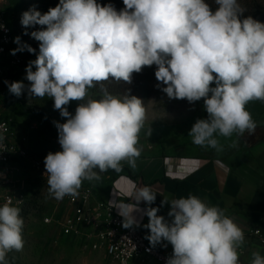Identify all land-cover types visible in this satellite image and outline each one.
I'll return each mask as SVG.
<instances>
[{
  "label": "clouds",
  "instance_id": "1",
  "mask_svg": "<svg viewBox=\"0 0 264 264\" xmlns=\"http://www.w3.org/2000/svg\"><path fill=\"white\" fill-rule=\"evenodd\" d=\"M214 3L215 9L206 0H123L124 7L117 10L98 0H59L43 14L35 7L22 13L24 28L40 26L30 34L39 42V52L26 67L27 85L5 83L16 97L27 92L29 98H51L54 110L66 118L53 122L62 150L44 159L52 198L75 197L85 180L120 171L125 162L137 167L147 118L143 100L128 92L113 95L104 82L130 84L145 67L156 66V87L168 99L203 100L207 118H198L188 132L193 144L220 153L224 146L218 137L255 132L257 123L247 105L264 102V23L245 16L239 0ZM14 43L18 47L12 55L36 52L19 36ZM97 85L102 95L89 98ZM72 101L80 102L74 114L67 107ZM146 134L151 136L152 129ZM237 144L233 140L229 146ZM156 197L143 186L135 192L136 203L116 207L126 229L140 227L134 212L148 217L143 227L149 230L145 238L150 245L172 246L166 264H240L244 232L224 209L191 194L165 196L159 207H151ZM141 201L149 207L141 210ZM165 205L168 219L158 215ZM20 213L11 200L0 206V264H8V253L24 248ZM250 264H264V255L253 252Z\"/></svg>",
  "mask_w": 264,
  "mask_h": 264
},
{
  "label": "rangeland",
  "instance_id": "2",
  "mask_svg": "<svg viewBox=\"0 0 264 264\" xmlns=\"http://www.w3.org/2000/svg\"><path fill=\"white\" fill-rule=\"evenodd\" d=\"M27 2L28 0H0V13L6 15L12 25L15 11ZM28 31L29 40L24 44L36 49V52L29 53L27 50L18 52L23 61L13 70L12 74V82L23 81L26 85L29 83L25 79L26 67L30 61L36 59L39 52V42L32 38L30 30ZM17 47L15 43L14 49ZM145 68L151 70L152 73L153 94L149 100L143 101L147 118L139 137L141 155L161 151L167 153L172 148L185 149L189 144H193L192 138L188 135L192 125L198 118H207L203 103L198 101L195 104H189L187 100L168 99L166 94L156 87L158 83L154 75L156 66ZM33 70H35L34 67ZM104 86L106 87V81ZM100 88L101 86L97 85L90 89L89 98L99 99L102 95ZM113 95L123 96L125 94ZM79 103V101H72L67 106L69 112L74 114ZM53 105L54 101L51 98H29L27 92L16 97L9 92L8 85L0 84V113L12 120L16 138L20 141L26 140L30 154L42 161L49 152L55 153L62 150L58 143V131L53 122L64 123L66 118L61 117L59 111L54 110ZM247 110L257 123L254 133L246 132L241 137H236L235 134L231 138L218 137L224 146V151L220 153L214 149L199 146L200 150L208 156H218L227 160L239 154L251 143L264 138V102L253 101L247 105ZM149 128L152 129L151 136L146 134ZM233 140H238L234 148L229 146ZM124 174H130L126 163L120 171L110 169L99 173V180H85L82 186L90 187L99 198L104 199L108 183ZM25 177L27 176H19L21 183L17 187H24L22 183ZM46 202L42 213L31 209L28 212L29 215L23 217L24 248L20 252H13V259L18 264H113L101 253H95L96 256H102L101 259L94 258L92 251L81 242L61 237L59 229L54 224L46 226L41 218L52 216L57 207L60 211V208L63 209L66 206L65 201L60 202L51 196Z\"/></svg>",
  "mask_w": 264,
  "mask_h": 264
},
{
  "label": "crops",
  "instance_id": "3",
  "mask_svg": "<svg viewBox=\"0 0 264 264\" xmlns=\"http://www.w3.org/2000/svg\"><path fill=\"white\" fill-rule=\"evenodd\" d=\"M128 168L130 174L120 175L108 183L104 194V200L109 201L118 213L117 205L136 203L135 192L143 186H149L157 193L151 207H159L165 196L178 199L195 195L224 209L225 214L243 230L245 241L238 249L240 264H250L253 252L264 255V245L252 234L253 229L259 228L264 237V138L227 160L208 156L199 146L189 144L185 149L172 148L167 153L142 154L137 167ZM138 206L141 210L149 207L142 201ZM168 211L169 206L165 205L158 215L168 219ZM133 215L140 223L137 229L146 237L149 230L143 225L148 223V217L142 211ZM164 243L167 242L156 246L163 250L172 249L170 244L164 247ZM95 253L105 255L92 252L94 258L102 257ZM131 264H137V261Z\"/></svg>",
  "mask_w": 264,
  "mask_h": 264
},
{
  "label": "built area",
  "instance_id": "4",
  "mask_svg": "<svg viewBox=\"0 0 264 264\" xmlns=\"http://www.w3.org/2000/svg\"><path fill=\"white\" fill-rule=\"evenodd\" d=\"M0 84L12 83L13 70L21 65L23 58L14 49L16 34L8 17L0 13ZM0 206L11 200L20 207L33 202L34 211L42 213L46 200L50 197L46 183L44 161L30 154L26 140L16 138L12 120L0 113ZM26 175L24 187H17L19 176ZM65 208L57 207L52 216H44L42 222L54 224L65 239L81 242L92 252L104 253L116 264H166L173 249L163 250L152 247L137 227L126 229L123 217L107 200L99 198L88 186H82L75 197L65 196ZM31 209L28 211L30 212ZM29 215V214H27ZM264 245V237L259 228L252 230ZM13 252L7 254L8 264Z\"/></svg>",
  "mask_w": 264,
  "mask_h": 264
},
{
  "label": "trees",
  "instance_id": "5",
  "mask_svg": "<svg viewBox=\"0 0 264 264\" xmlns=\"http://www.w3.org/2000/svg\"><path fill=\"white\" fill-rule=\"evenodd\" d=\"M210 6L215 9L217 6L214 0H206ZM59 3V0H28L23 7H19L15 11V15L12 19L13 30L16 37H20L21 43H28L29 36L28 30L30 32L40 30V26L29 27V29L24 28L21 25V15L23 12L35 7L42 14L47 12L49 8L55 7ZM98 3L108 4L111 3L115 6L117 10L124 7L122 0H98ZM239 3L243 8L246 9L245 16L251 15L254 19L264 23V0H239ZM25 32L28 34L26 35ZM152 73L151 70L143 68L142 72L134 73L132 77V82L130 84L124 82H116L113 80L106 81V89L112 94H127L135 95L141 98L144 102L152 97L153 89L151 87ZM214 86V85H213ZM198 102V101H197ZM203 103V100L199 101ZM33 202L25 204L21 208V217H25L28 211L32 208ZM9 264H18L13 258Z\"/></svg>",
  "mask_w": 264,
  "mask_h": 264
}]
</instances>
